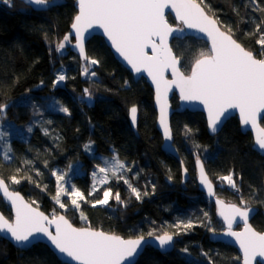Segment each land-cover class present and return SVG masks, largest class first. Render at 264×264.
<instances>
[{
  "label": "trees",
  "instance_id": "trees-1",
  "mask_svg": "<svg viewBox=\"0 0 264 264\" xmlns=\"http://www.w3.org/2000/svg\"><path fill=\"white\" fill-rule=\"evenodd\" d=\"M74 1L64 0L42 11L19 0H11V6L0 2V105L11 102L5 117L21 125L39 117L31 132L25 130L19 134L21 137L11 139L10 158L0 154V177L45 213L50 216L63 213L77 226L136 237L149 232L154 235L172 232L165 229L166 222H192L191 229H180L172 251L160 253L146 247L137 264H210V261L241 264L233 246L208 239L211 231H220L223 225L216 217L213 203L210 213L205 211L207 198L196 183L195 159L204 162L217 195L240 206L243 196L250 206L257 207L251 224L261 231L264 229V157L252 148L251 133L241 131L236 116L211 135L202 112H174L171 117L174 144L188 170V179L183 183L180 163L161 149L162 138L155 127L153 91L145 79L134 81L100 36H93L86 44L87 58L99 61L92 68L95 79L82 75L80 59L71 50L56 55L53 44L69 32L76 13ZM205 2L212 9L209 14L215 13L223 29L227 31L231 27L233 37L262 58L264 46L257 41L264 34V28L257 32L256 24L264 20V11L254 9L264 8V0ZM168 19L176 24L170 15ZM171 46L175 55L181 57V68L186 74L202 57L201 53L209 54L206 42L191 36L184 40L172 39ZM60 66L67 72L62 85L55 80ZM21 97L25 98V104L16 109L15 101ZM52 98L59 100L69 112L41 111L36 108L38 102H33ZM170 101L173 107L178 105L176 95ZM134 105L139 111L136 132L128 117V110ZM260 122L264 126V117ZM89 142L93 153L84 147ZM97 154L113 155L127 167L125 175H116L108 183L113 193L110 207L92 206L88 201L94 202L100 196L89 193L88 171ZM77 161L85 172L74 175L72 182L86 198L78 211L55 208L54 191L48 184L53 168H67ZM230 173L240 192L221 179ZM13 175L20 183L11 182ZM125 179L141 193L140 199L131 192ZM115 193L120 194L122 202L114 199ZM0 210L12 218L10 208L1 197ZM185 248L187 252L183 251ZM0 264L67 263L60 261L43 243L19 248L0 236Z\"/></svg>",
  "mask_w": 264,
  "mask_h": 264
},
{
  "label": "snow or ice",
  "instance_id": "snow-or-ice-1",
  "mask_svg": "<svg viewBox=\"0 0 264 264\" xmlns=\"http://www.w3.org/2000/svg\"><path fill=\"white\" fill-rule=\"evenodd\" d=\"M0 2L11 6V0H0ZM26 2L38 6L40 10H45L48 5V0H26ZM166 8L173 9L176 18L188 29H197L200 33H206L211 39L210 54L201 53L203 58L195 61L191 75L185 76L180 70L181 57L174 55L169 46V37L184 40L186 36L183 28H173L169 25L165 19ZM233 10L236 11L235 8ZM254 10L264 11V8L257 7ZM209 12H212V9L205 0H201V3H197L196 0H79V14L74 17L71 27L74 29L76 47L79 48L82 56L84 55L85 32L97 25L103 28L116 51L124 57L136 73L147 72L156 86L157 101L160 103L161 110L160 123L164 127L166 139L171 137L166 120V101H162V93H166L173 84L180 89L183 100H199L204 104L208 111L209 126L213 132L217 131L227 119L229 109H239L242 123L255 127L258 115L264 112V53H260L262 58H257L252 51L246 50L237 40L233 39L230 34L231 27L227 28V34L221 31V27L218 26L220 21L215 18V13L210 16ZM261 28H264V20L256 24L257 32H260ZM69 41L70 36L65 35L63 42L57 44L55 50H62L65 43ZM257 43L264 46V34L260 35ZM147 48H151L152 55H148L145 51ZM85 59L88 58L85 57ZM89 63L95 65L99 61L91 59ZM168 69L174 77L171 81L164 77V72ZM91 75L95 76L96 73L92 72ZM64 79L63 75H59L57 82ZM125 84L127 86V82ZM84 91L88 99H91L88 89ZM7 107H9L7 104L0 105V121L3 120V113ZM56 110L69 112L68 108L62 105H57ZM136 113L137 108L131 107L130 114L133 123L136 121ZM0 129H2L0 136H3L6 128L0 125ZM31 131L32 128L29 127L28 132ZM261 131L264 132V130ZM256 145H258L257 150L264 151V135L257 136ZM84 147L90 151L91 142ZM197 162L200 163L199 160ZM122 168L124 164L116 161L111 165V169L99 167V172L108 173L111 170L115 177ZM52 174L56 176L58 185L55 200L60 208L64 209L66 205L61 203L60 196L69 194L63 187L65 174L56 172ZM95 175L94 172L93 176ZM200 177L201 183L207 187L209 194H214L213 185L208 180L202 164H200ZM10 179L13 184L20 183L15 175ZM27 179L31 178L27 177ZM107 179L106 175L100 182L104 183ZM221 179L240 192L231 173ZM124 182L129 185L136 198L140 199L141 193L137 188L133 187L127 179ZM93 189L95 190V185ZM0 191L15 209L14 222H9L3 215H0V233L19 246H29L34 241H39L40 237L36 234H43L59 254L65 255L78 264H137L144 245L147 244L143 235L137 239L126 240L88 227H73L64 215L49 219L29 204L24 203L18 192L10 191L9 185L3 178H0ZM144 194L147 195L146 192ZM70 197L71 206L79 209L78 201L84 199L83 194L78 190H72ZM112 197L111 188H107L103 191V199H97L95 204L108 205ZM114 198L122 202L119 193H115ZM217 203L222 205L223 201L217 200ZM240 204L241 206L232 205L228 213L221 208L219 214L224 217L228 225L225 235L235 237L243 250L244 264H251L256 257H264V234L256 232L249 225V215L254 210L243 196L240 197ZM237 217L244 223L243 232L232 230ZM82 219L86 217L82 216ZM52 224L55 225V234L48 229V225ZM175 227L178 230L187 231L193 227V224L191 221L181 222ZM179 234V231L175 233V235ZM148 235L151 237L154 233L149 232ZM155 240L158 241V247L161 250L174 245L173 234L168 232L156 235ZM183 251L187 252L188 249L185 248ZM204 255L208 254L204 253ZM210 264H212L211 261ZM259 264H264V260Z\"/></svg>",
  "mask_w": 264,
  "mask_h": 264
},
{
  "label": "water",
  "instance_id": "water-1",
  "mask_svg": "<svg viewBox=\"0 0 264 264\" xmlns=\"http://www.w3.org/2000/svg\"><path fill=\"white\" fill-rule=\"evenodd\" d=\"M19 1L23 2L27 6H31L32 8H34L36 10H40L38 8V6H35L33 4H29V3L26 2V0H19ZM63 2H64V0H48V5H47V7H46L45 10H47L51 6H54L56 4L63 3ZM197 3H199V2H197ZM74 5H75V8H76V13L73 16L72 22H71L70 27H69L70 35L73 37L74 41L70 45V50L74 54H76L79 57V59L83 60V59H85V57H87L86 44L89 41V39H91L93 36H100V37H102V39H103L104 43L106 44V46L109 48V50L112 53L113 57L124 68H126L131 73L132 78H133L134 81H138L141 78L145 79V81L148 83V85L151 87V89L153 91L152 105H153V108H154L155 113H156L155 127H156L157 131L159 132V134L161 135V138H162L161 149L165 153H167V154L172 155L173 157H175L178 160V162L180 163L181 173H182V182L183 183H185V181H187V179H188V170L185 167L184 162H183V160H182V158H181V156L179 154V151H178L177 147L174 144V137H173V133H172V129H171V117H172V114L174 112H183L185 110H188V111H191V112H196V111L202 112L204 114V117H205V120H206L207 131L211 135L217 134L221 130V128L223 127V125L225 124V122L230 117L236 116L237 119H238V122H239V126H240L241 131L242 132L249 131L251 133L252 138H253L252 148L255 151H257L258 153H260V155H262L264 157V151L257 150L258 149V145H256V138H257V136L258 135H264V132L261 131V130H264V126H262V124L260 122V120L264 117V112H261L258 115L256 126L253 127L251 124L244 125L242 123V118H241L239 109H229V115H228L227 119L224 120V122L219 126V129L217 131L213 132L211 130L210 126H209L208 111H207V108L204 106V104L201 101H199V100H183L181 98L180 89L178 87H176V85H174V84L169 88V90L166 93H162V101H166V120H167V124H168V128H169V135L171 137L170 139H166L164 127L160 123L161 110H160V103L157 101L156 86L152 82L151 77L148 76L147 72H145V71H142L141 73H136L135 70L132 69L131 65L127 63V61L124 59V57L121 56L116 51V49L112 45L111 41L108 39L107 35L104 33L103 28H100L97 25H94L92 28L88 29L85 32L84 55L82 56L81 53H80L79 48L76 47V40L74 38V29H72V27H71V25L74 22V17L77 14H79V0H75L74 1ZM40 11H42V10H40ZM169 15L175 19L176 24H173V23H171L168 20V16ZM165 19L167 20V22L169 23V25L172 26L173 28H183L184 29V33H185V36H191V37H194L196 39L203 40L204 42H206L207 47H208V50H209V54H210V49L212 47V42H211V39L207 36L206 33H200L197 29H188L186 25L182 24V22L178 18H176L175 11L173 9H171V8H166L165 9ZM218 26H220V24ZM221 31H225L226 34H227V31L225 29H223L222 27H221ZM172 39H173L172 37H169V40H168L169 46L171 48H172V46H171ZM233 39H235V38L233 37ZM237 42L240 43L239 41H237ZM172 50H173V48H172ZM246 50H248V49H246ZM145 51H147L148 55H152L151 48H147ZM173 54L175 55L174 51H173ZM201 58H203V57H200L198 59H201ZM194 65H195V62L193 63L192 67H194ZM180 70L183 72V70L181 68V65H180ZM191 70H192V68H191ZM184 75L185 76L191 75V71H190L189 74L184 73ZM164 77H165V79H167L169 81H171V80L174 79V77H173L170 69L165 70ZM173 95H176L177 96V99H178V105L176 107H173L172 104H171V101H170ZM6 104L10 106L11 102L6 103ZM134 106L137 108L136 121H135V123L132 122V118H131V114H130L131 107L128 110V117H129V122H130V125H131L132 129L136 132V130H137V123H138V119H139V111H138V107L136 105H134ZM8 108L9 107H7L5 109V112L3 113V116L4 117L7 114ZM198 160L200 162L199 164L197 162ZM200 164L203 165L204 172H205L208 180L213 185V193L214 194H209V191H208L207 187L204 184L201 183ZM195 176H196V183H197L198 189L205 195V197L207 199H209L210 201H212V203L214 204V207H215L216 217L222 222V225H223V229L222 230H220V231H211L208 234V239L211 242H215V243L216 242H221V243H224V244L233 246L236 249V251L238 252L239 256H240L241 264H244V262H243V250L240 248L239 242L236 241L235 237H231V236L225 235V233L228 231V225H227V222L225 221L224 217L219 214L221 208H223V210L225 211V213H228L229 212V209H230V207L232 205H235V206H240V205L237 204V203H235V202L227 201V200L221 198L219 195H217L215 183L211 180L210 176L208 175V173H207V171L205 169L204 162L200 158H196L195 159ZM5 183L8 184L6 180H5ZM263 188H264V183H263ZM9 190L10 191H14V192H18L19 195L23 198L24 203L29 204L32 208H34L37 211L43 213L49 219H53L54 218V216H50L49 214L45 213L43 210H41L40 208H38L37 206H35L33 203H31L21 192L15 191V190L11 189L10 187H9ZM0 197H1L2 201L10 208L13 216H12L11 219H9V218H7L3 214V212L1 210H0V215H3L4 218H6V219L9 220V222H14V219H15V209L13 207H11V202L8 201L6 197H3L2 191H0ZM217 200L223 201V204L222 205L221 204H218L217 203ZM251 208L254 211L250 213L248 223H249V225L256 232L261 233V234H264V229L261 230V231L260 230H257L251 224L252 218L257 213V207L251 206ZM60 215H64V214L63 213H60V214L55 215V216H60ZM64 216L69 221V223H71L73 225V227H76V228H85V227H88V228H91L92 230H95V231H103L106 234L119 236L120 238L126 239V240L127 239H137V238L140 237V236H136V237H124V236L119 235V234L109 233L107 231H104V230H101V229H95V228H92V227H89V226H77V225L73 224L72 221L66 215H64ZM48 229H49L50 232H52L53 234H55V225L54 224L48 225ZM232 230L235 231V232H243L244 231V223L240 220L239 217H237L236 220H235V222L233 223ZM169 234H173V233H169ZM36 235H38L40 237L39 241H34L31 245L25 247V246H19V245H17L14 241H12V240H10L8 238H5V236H4L3 233H0V236L1 237L5 238L7 241H9L11 244H13L16 247H19V248H29L32 245L36 244V243H43V244H45L55 254V256L60 261H62L64 263H67V264H78V262L72 261L70 258L66 257L65 255L59 254L58 253V250L55 249L54 245H52L51 242L47 239V237H44L43 236V234H36ZM156 235H161V234H155V235H153L151 237L149 235H143L144 236V240L147 241V244L144 245L143 252L146 249V247H151V248L159 251L160 253H167V252H170V251H172L174 249V247H175V239H176L175 234H173L174 245L168 247L166 250H161L158 247V241L155 240V236ZM142 243H144V242L142 241ZM262 260H264V257H256L251 262V264H258Z\"/></svg>",
  "mask_w": 264,
  "mask_h": 264
},
{
  "label": "rangeland",
  "instance_id": "rangeland-1",
  "mask_svg": "<svg viewBox=\"0 0 264 264\" xmlns=\"http://www.w3.org/2000/svg\"><path fill=\"white\" fill-rule=\"evenodd\" d=\"M65 35H69L70 36V41L65 43V47L62 50L56 51L55 50L56 49V45L61 43V42H63V38H64ZM65 35L61 39H59L58 41H56L53 44L54 45L53 46L54 47V51L56 52V55L66 54L70 50V45L73 43L74 39L70 35L69 32L66 33ZM89 60H91V59H89V58L88 59H83V60L80 59V68H81V71H82V75L84 77H88L90 79H93V78L95 79L96 76H92L91 75V73L93 72V70H92L93 65H91L89 63ZM86 68H87V72H85ZM190 71H191V68L188 71V73H190ZM66 73H67L66 70L63 67H61V66L56 70V72H55V75H56L55 80H56V83L58 85H62L64 80H65L64 79L63 81L57 82L58 76L59 75H63L64 77H66ZM33 102L34 103L38 102V104H36L37 105L36 108L38 107V109L41 110V111H46V110L57 111L56 110L57 105H61L59 100H57L56 98H52L50 100L43 99V100H39V101L33 100ZM21 103L25 104V98L24 97L23 98L21 97L17 101H15L16 109L21 107V105H22ZM31 104L34 105L33 103H31ZM38 119H39V117H34L33 119H31V121L29 123H27V125H21L19 123L14 122L9 117H4L3 120L0 121V125H2L3 127L6 128V132L4 133L3 136H0V154L8 159V157H10V155H11V139L13 137H21L22 135L19 136V134H21L25 130H28L29 127L33 128V126H35L37 123H39L37 121ZM0 130H2V129H0ZM9 149H10V151H9ZM90 152L93 153L91 151V149H90ZM96 156H97V158L94 159V165H92V167L88 171L89 178L91 179V183H90V186H89V193L91 195H94L95 197L96 196L98 197L100 195L99 198H97V199H103V191L106 190L107 188H109L108 187L109 186L108 183H109L110 179L112 177H114V176L112 175L111 170L108 173H100L99 172V167H106V168L111 169V165L113 163H115L116 161H119V160L113 155L107 157V156H104L102 154H97ZM113 157H115V159H112ZM119 162H121V161H119ZM122 163L124 164V168L120 169L119 172L116 175H125L127 167H126L124 162H122ZM70 165H71V167L68 166L67 168L66 167H63V168L54 167L53 168V172H56L57 174H61V173L65 174V181L63 182V187L66 189V192L69 193V194H61L60 200H61V203H64L66 205V208H64V209L60 208V205L55 200V197H56V194H57V190H58L56 176L51 174L52 178L50 180H48V184L52 185V188H53V191H54V195L52 196V198H53V201L55 202V208L58 207L61 210H67L69 208L74 209L71 206L70 193H71L72 190L80 191V189L75 184H73L72 178H73L74 175L82 174L83 172H85V169L81 166V163L78 162V161L75 162V163H71ZM94 172L96 174L95 177L93 176ZM106 175L108 177L107 181L104 182V183H101L100 181H103ZM93 185H95V190L93 189ZM85 198L86 197L84 196V199ZM97 199L93 200L94 202H91V200H88V201L90 202V205L94 206L95 201ZM83 200H79L78 203L81 204V202ZM109 202H110V200H109ZM211 203H212V201H210L208 199H207V202L205 203L206 204L205 211L208 212V213H210V210L212 209L211 208ZM97 205H99V204H95V206H97ZM99 206L100 207H108L109 204L108 205H99ZM79 209H74V211H78ZM56 211L57 210H51L52 213L53 212L56 213ZM61 212H63V211H61ZM177 221L180 222V220H177ZM178 222H166L165 229H168V228L172 229L173 231L170 232V233H174V234L177 231L180 232V230H178L175 227V225L178 224ZM207 224H208V226H210L211 219H209L207 221ZM175 236H178V235H175Z\"/></svg>",
  "mask_w": 264,
  "mask_h": 264
}]
</instances>
